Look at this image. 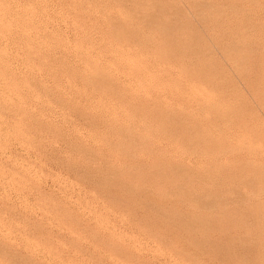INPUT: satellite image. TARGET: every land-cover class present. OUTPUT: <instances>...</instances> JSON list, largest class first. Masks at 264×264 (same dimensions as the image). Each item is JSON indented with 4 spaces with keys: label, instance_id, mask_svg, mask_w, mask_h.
Returning <instances> with one entry per match:
<instances>
[{
    "label": "clouds",
    "instance_id": "clouds-1",
    "mask_svg": "<svg viewBox=\"0 0 264 264\" xmlns=\"http://www.w3.org/2000/svg\"><path fill=\"white\" fill-rule=\"evenodd\" d=\"M84 231L264 264V0H0V264H101Z\"/></svg>",
    "mask_w": 264,
    "mask_h": 264
},
{
    "label": "rangeland",
    "instance_id": "rangeland-1",
    "mask_svg": "<svg viewBox=\"0 0 264 264\" xmlns=\"http://www.w3.org/2000/svg\"><path fill=\"white\" fill-rule=\"evenodd\" d=\"M60 182L69 187L73 186V182L66 181L63 178H60ZM75 191L78 197L82 196L84 198L86 211L90 215L96 216L97 219L104 218L105 214L111 211L106 202H101L103 207L99 208L95 202V198L89 200L88 197L91 194L86 189H75ZM126 195L131 196V191L129 190ZM106 199L110 204L115 202L112 197H106ZM71 222L75 223V218ZM72 239L76 242L74 249L76 258L100 261L101 264H105L109 259L108 253L110 250L98 233L84 231L82 234H78V236H73Z\"/></svg>",
    "mask_w": 264,
    "mask_h": 264
}]
</instances>
